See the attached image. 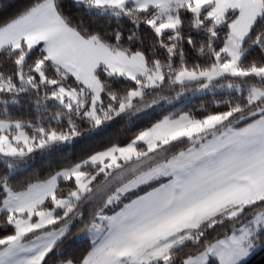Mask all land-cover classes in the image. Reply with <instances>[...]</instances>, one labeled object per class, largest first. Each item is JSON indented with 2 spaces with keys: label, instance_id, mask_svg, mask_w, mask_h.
I'll list each match as a JSON object with an SVG mask.
<instances>
[{
  "label": "snow or ice",
  "instance_id": "6c2138e0",
  "mask_svg": "<svg viewBox=\"0 0 264 264\" xmlns=\"http://www.w3.org/2000/svg\"><path fill=\"white\" fill-rule=\"evenodd\" d=\"M261 250L264 0H0V264Z\"/></svg>",
  "mask_w": 264,
  "mask_h": 264
},
{
  "label": "trees",
  "instance_id": "16d2710c",
  "mask_svg": "<svg viewBox=\"0 0 264 264\" xmlns=\"http://www.w3.org/2000/svg\"><path fill=\"white\" fill-rule=\"evenodd\" d=\"M200 99H204V97H195L194 103H198ZM248 264H264V250L257 251L255 255H253L249 261Z\"/></svg>",
  "mask_w": 264,
  "mask_h": 264
}]
</instances>
